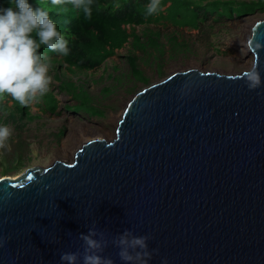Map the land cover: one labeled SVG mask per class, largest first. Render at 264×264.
<instances>
[{
  "label": "water",
  "instance_id": "obj_1",
  "mask_svg": "<svg viewBox=\"0 0 264 264\" xmlns=\"http://www.w3.org/2000/svg\"><path fill=\"white\" fill-rule=\"evenodd\" d=\"M248 45L264 80V18ZM245 71L177 70L132 96L113 139L0 178V264H61L93 226L150 235L149 264H264V86Z\"/></svg>",
  "mask_w": 264,
  "mask_h": 264
},
{
  "label": "rangeland",
  "instance_id": "obj_2",
  "mask_svg": "<svg viewBox=\"0 0 264 264\" xmlns=\"http://www.w3.org/2000/svg\"><path fill=\"white\" fill-rule=\"evenodd\" d=\"M188 1L190 5L187 0H179L154 14L152 25L136 27L142 39L135 44L142 53L124 47L92 71H78L65 64L58 69L51 67L50 87L60 100L55 114L40 110L37 103L28 106L24 116V111L10 101L7 115L0 112V125L14 129L9 141L11 151L0 150V178H16L29 168H46L55 160L71 161L73 149L77 151L94 135L113 139L118 119L132 96L177 70L200 67L237 74L251 68L253 57L245 41L252 23L264 18V8L249 12L239 3L253 0H233L232 4L228 0ZM129 54L130 65L138 69L135 79L127 61ZM69 83L84 87L82 98L90 95L104 115L80 113L73 96L60 89Z\"/></svg>",
  "mask_w": 264,
  "mask_h": 264
},
{
  "label": "clouds",
  "instance_id": "obj_3",
  "mask_svg": "<svg viewBox=\"0 0 264 264\" xmlns=\"http://www.w3.org/2000/svg\"><path fill=\"white\" fill-rule=\"evenodd\" d=\"M50 3L56 8L57 15L67 14L68 5H71L72 9L82 11L85 17H92L93 0H50ZM12 4L11 7L0 8V102L11 97L21 106L28 107L40 103L53 84L49 75L51 57L39 51L41 46L68 56L69 41L50 18L47 6L39 4V0V6L35 8L28 0H12ZM162 11V0H150L145 6L146 16ZM241 78L250 91L264 86L255 63ZM3 114L7 115V112L3 111ZM13 135L14 129L0 125V150L11 151L9 141ZM78 238L83 241L82 251L61 253V264H115L111 256L104 255L110 244L118 249L117 255L122 264H149L153 255L158 253V249L149 248L150 235L138 236L130 229L109 240L104 231L93 226L86 234H79ZM5 243L0 238V247ZM162 264H167V260Z\"/></svg>",
  "mask_w": 264,
  "mask_h": 264
},
{
  "label": "trees",
  "instance_id": "obj_4",
  "mask_svg": "<svg viewBox=\"0 0 264 264\" xmlns=\"http://www.w3.org/2000/svg\"><path fill=\"white\" fill-rule=\"evenodd\" d=\"M177 1L179 0H162V6L166 10L171 8ZM28 2L34 8L38 7L39 4L46 5L50 18L69 41L70 52L68 56H61L58 53L49 51L46 46H41L39 51L51 57V67L53 69H58L65 64L78 71L95 70L102 66L107 59L115 56L117 50L123 49L127 44H130L131 47L128 48L133 52L142 53L135 44L136 40L140 41L142 39L140 34L136 32V27L152 25L153 19L151 17H156V15H145V6L150 0H93L92 17L90 19L85 17L82 11L72 9L71 5H68L69 12L67 14L57 15L56 8L51 5L50 0H39V4L38 0H28ZM187 2L189 5L191 4L190 1L187 0ZM227 3L232 4L235 1L228 0ZM239 3L247 8L249 12L264 8V0L241 1ZM11 6H13L12 0H0V8ZM35 38L38 40V37ZM143 39H145V42L147 41L146 38ZM130 56V54L127 56V61L131 74L135 79L138 69L130 65ZM135 56L139 61L137 54ZM137 64L139 66V62ZM57 78H60L59 75H57ZM83 88L76 83H69L63 85L62 88L60 87L77 101L76 106L80 113L84 112L91 117H102L104 111L99 106L94 105L90 95L82 98ZM10 101H13L11 97H6L5 102H0V109L8 113L10 111V107H8ZM13 102L18 110L24 111V116H26L27 107L21 106L16 101ZM59 104L60 100L56 92L51 89L37 106L46 113L55 114L59 109ZM3 111L0 112L3 113Z\"/></svg>",
  "mask_w": 264,
  "mask_h": 264
},
{
  "label": "bare ground",
  "instance_id": "obj_5",
  "mask_svg": "<svg viewBox=\"0 0 264 264\" xmlns=\"http://www.w3.org/2000/svg\"><path fill=\"white\" fill-rule=\"evenodd\" d=\"M259 19H256L253 23H252V26L254 25V23L256 22V21H258ZM251 32V31H250ZM250 37V36H249ZM249 37H248V39H249ZM248 39H246V41H245V43H246V47L248 48V53L249 52H251L250 51V49H249V45H248ZM252 64H253V61H254V55H253V53H252ZM126 105V104H125ZM126 107V106H125ZM124 110H125V108H124ZM124 110H123V112H124ZM123 114V113H122ZM122 114H121V116H122ZM121 116H120V118L118 119V122H119V120L121 119ZM118 125V124H117ZM94 138H99V136L97 137V136H93ZM93 137H90L91 139H93ZM74 150V153L76 152L75 151V149H73ZM75 155V154H74ZM74 158V157H73ZM17 178V177H16ZM16 178H14V179H16Z\"/></svg>",
  "mask_w": 264,
  "mask_h": 264
},
{
  "label": "crops",
  "instance_id": "obj_6",
  "mask_svg": "<svg viewBox=\"0 0 264 264\" xmlns=\"http://www.w3.org/2000/svg\"><path fill=\"white\" fill-rule=\"evenodd\" d=\"M125 47H131L130 44H127Z\"/></svg>",
  "mask_w": 264,
  "mask_h": 264
},
{
  "label": "snow or ice",
  "instance_id": "obj_7",
  "mask_svg": "<svg viewBox=\"0 0 264 264\" xmlns=\"http://www.w3.org/2000/svg\"><path fill=\"white\" fill-rule=\"evenodd\" d=\"M29 179H31V177H29Z\"/></svg>",
  "mask_w": 264,
  "mask_h": 264
}]
</instances>
